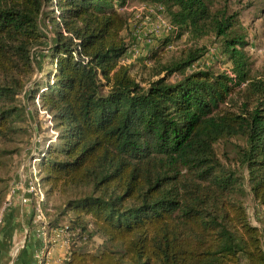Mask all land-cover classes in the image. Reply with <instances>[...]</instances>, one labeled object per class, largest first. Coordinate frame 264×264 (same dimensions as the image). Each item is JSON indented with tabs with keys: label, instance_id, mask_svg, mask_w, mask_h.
Returning <instances> with one entry per match:
<instances>
[{
	"label": "trees",
	"instance_id": "16d2710c",
	"mask_svg": "<svg viewBox=\"0 0 264 264\" xmlns=\"http://www.w3.org/2000/svg\"><path fill=\"white\" fill-rule=\"evenodd\" d=\"M131 3L166 8L174 30L163 45L215 36L231 74L192 70L205 54L192 48L143 86L132 65H120L133 44L122 12ZM212 5L0 0V213L13 156L29 137L19 96L35 73L46 18L56 69L28 98L41 100L57 132L37 165L40 186L66 198L49 223L69 235L64 264H264L246 207L250 190L264 208V80L253 75L239 14ZM221 143L231 145L222 156ZM96 237L104 241L96 252L80 246Z\"/></svg>",
	"mask_w": 264,
	"mask_h": 264
},
{
	"label": "rangeland",
	"instance_id": "374dc122",
	"mask_svg": "<svg viewBox=\"0 0 264 264\" xmlns=\"http://www.w3.org/2000/svg\"><path fill=\"white\" fill-rule=\"evenodd\" d=\"M212 2L214 10L227 8L230 12L239 14V20L247 33L249 45L246 50L254 64L253 75L264 80V0H212ZM136 7H138L137 3H131L126 9L122 10L129 18L128 30L124 32V37L128 42H132L133 44L135 40L131 28H133V19L136 17ZM41 31L45 39L40 46L33 50L35 73L32 80L28 83L25 92L19 96L22 104L27 107L29 114V122L27 124L30 131L29 137H26L24 142L20 144V154L13 156L10 168V186L6 196L8 207L3 205V208H6V210L10 208L15 196H24V199L28 200V204L26 205H29L30 219L26 220V222L28 221L26 234L22 233L19 236L21 235L20 238L27 242L32 233H38L40 238L36 236L38 238L35 241L43 243L42 236L38 232L41 226H39V223L34 222L37 205L42 195L43 202L39 204L44 211L46 221L44 226L48 231L47 252H50L51 248L58 244V237H65V244L67 246L66 261L70 249L69 235L62 230L52 232L49 229L51 219L60 214L65 206L66 198L62 197L58 192L48 193V189L40 186L38 178L39 168L37 165V159L48 144L56 142L57 132L53 130L50 116L41 110V100L37 97L33 102L28 98L30 93L38 86L41 88L48 82L49 75L56 69L49 57V49L51 42L54 40V33L52 24L46 18H43L41 21ZM171 33L167 37L158 39L150 48L143 45L144 49L142 50L141 57L132 64V74L143 86H147V81L150 79H157L153 77V74L160 69L159 65H170L183 59L184 53L192 48H203L205 50L203 58L199 64L196 63L197 65L192 70H210L215 73L225 72L231 74L232 66L222 54L220 42L215 36L211 35L196 42L190 40L188 35H184L178 40L172 39L163 45L162 41L171 36ZM179 79H182V77L177 74L171 81L175 82ZM231 142L236 143L238 141L234 139ZM230 150L231 145L225 143H221L218 147V152L221 156L225 152H230ZM36 179H38V182ZM249 191L246 207L250 221L253 224L257 222L261 226V229H264V209L254 200ZM21 200H19V203H21ZM3 208L0 213V217L2 216V218ZM49 233H51L50 236ZM103 242V239L96 237L94 241L80 244V246L84 245V250L86 251L96 252L103 245ZM16 259L14 255L11 257V261L14 260L13 263H15ZM46 260L43 264L46 263Z\"/></svg>",
	"mask_w": 264,
	"mask_h": 264
},
{
	"label": "crops",
	"instance_id": "0c3cea01",
	"mask_svg": "<svg viewBox=\"0 0 264 264\" xmlns=\"http://www.w3.org/2000/svg\"><path fill=\"white\" fill-rule=\"evenodd\" d=\"M26 204L28 200L24 199V196H15L12 206L3 214L0 223V264H38L36 257L42 243L36 242L35 239L40 238L39 234L32 233L27 242L20 238L21 235L19 236L22 233L26 234L28 223L26 220L30 219L29 205ZM66 254L65 237H58V244L51 248L45 264H63ZM13 255L17 258L15 263L14 260L11 261Z\"/></svg>",
	"mask_w": 264,
	"mask_h": 264
},
{
	"label": "built area",
	"instance_id": "2783aa9c",
	"mask_svg": "<svg viewBox=\"0 0 264 264\" xmlns=\"http://www.w3.org/2000/svg\"><path fill=\"white\" fill-rule=\"evenodd\" d=\"M133 21L134 23H133V28H131V31L135 43L132 44V46L127 51L126 55L120 61V65L122 66H128L134 64L136 60H138L141 57L142 50L144 49V47H149V48L152 47L157 42L158 39L167 37L174 30V27L171 25V22L169 21V18L166 15V8L160 4H152V3L138 4V7H136V17L135 19H133ZM199 62H197V64H199ZM197 64H194L192 68H195V65ZM36 180L38 182V179ZM7 202L4 205L5 207H8ZM40 202L41 203L43 202L42 195L40 198ZM39 203L37 205L34 222L39 223L40 224L39 226H41L39 232L42 236L43 243L41 249L38 251L36 258L38 264H43V262L47 259V256L49 254V252H47L48 231L44 226L46 224L45 214L42 209V206ZM3 209H4L3 210L4 213L6 208ZM1 218L2 216L0 217V223L2 220ZM253 225L257 226L259 230L261 229V226L257 222L256 223L254 222ZM260 231L262 233V245L264 248V229H261Z\"/></svg>",
	"mask_w": 264,
	"mask_h": 264
}]
</instances>
